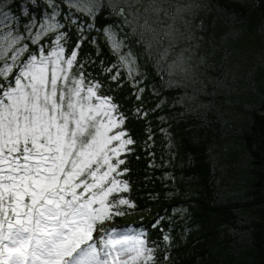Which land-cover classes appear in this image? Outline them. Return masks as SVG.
<instances>
[{"label":"trees","instance_id":"1","mask_svg":"<svg viewBox=\"0 0 264 264\" xmlns=\"http://www.w3.org/2000/svg\"><path fill=\"white\" fill-rule=\"evenodd\" d=\"M187 1L175 27L139 0H0V43L23 37L24 59L62 25L39 43L47 52L63 33L66 57L78 47L72 75L123 115L116 131L134 143L120 196L135 206L98 227L142 233L152 264H264V0ZM245 32L254 47L236 45Z\"/></svg>","mask_w":264,"mask_h":264},{"label":"snow or ice","instance_id":"2","mask_svg":"<svg viewBox=\"0 0 264 264\" xmlns=\"http://www.w3.org/2000/svg\"><path fill=\"white\" fill-rule=\"evenodd\" d=\"M57 27L38 32L37 51L24 59L23 37L0 43V264H152L142 233L98 227L135 206L120 196L129 187L118 178L134 141L116 131L124 117L99 83L72 75L78 47L66 57L63 33L47 52L39 43ZM109 40L119 52L122 43ZM120 60L132 74L129 57Z\"/></svg>","mask_w":264,"mask_h":264},{"label":"rangeland","instance_id":"3","mask_svg":"<svg viewBox=\"0 0 264 264\" xmlns=\"http://www.w3.org/2000/svg\"><path fill=\"white\" fill-rule=\"evenodd\" d=\"M138 5L143 6L142 9H149L153 16L156 13L165 19H167L166 12L173 13L169 22L175 27L187 21V13L191 10V4L187 0H139ZM120 12H123V9H120ZM236 45L243 48H252L256 45V41L252 34L245 32L237 40Z\"/></svg>","mask_w":264,"mask_h":264}]
</instances>
